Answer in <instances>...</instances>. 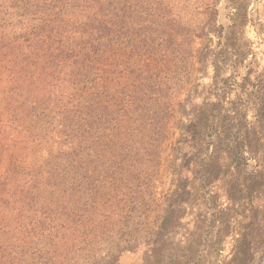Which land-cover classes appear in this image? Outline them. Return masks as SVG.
I'll return each mask as SVG.
<instances>
[{
	"label": "rangeland",
	"instance_id": "rangeland-1",
	"mask_svg": "<svg viewBox=\"0 0 264 264\" xmlns=\"http://www.w3.org/2000/svg\"><path fill=\"white\" fill-rule=\"evenodd\" d=\"M61 1L0 0V264H264V0H119L113 97Z\"/></svg>",
	"mask_w": 264,
	"mask_h": 264
},
{
	"label": "trees",
	"instance_id": "trees-1",
	"mask_svg": "<svg viewBox=\"0 0 264 264\" xmlns=\"http://www.w3.org/2000/svg\"><path fill=\"white\" fill-rule=\"evenodd\" d=\"M61 3L65 19L58 17L54 21L60 25L54 36L60 35L63 30L64 33L74 34V40L64 46L61 40L57 42L52 38L56 28L49 29V26H45L42 31L50 32L47 38L51 41H38L41 53L37 54L36 58L43 59L46 67L57 72L59 78L65 73L63 78H68L72 86L80 82L84 70H103L105 78L100 86L106 88L107 94L113 97L119 93V59L108 64L106 68H100L102 62L100 41L107 30L112 34L119 32V0H113L112 4H108L110 7L108 15L100 8L103 0H62ZM94 8L99 10L93 20L89 12ZM64 125L65 130L71 129L68 122Z\"/></svg>",
	"mask_w": 264,
	"mask_h": 264
},
{
	"label": "crops",
	"instance_id": "crops-1",
	"mask_svg": "<svg viewBox=\"0 0 264 264\" xmlns=\"http://www.w3.org/2000/svg\"><path fill=\"white\" fill-rule=\"evenodd\" d=\"M261 7L264 8V1H261Z\"/></svg>",
	"mask_w": 264,
	"mask_h": 264
}]
</instances>
